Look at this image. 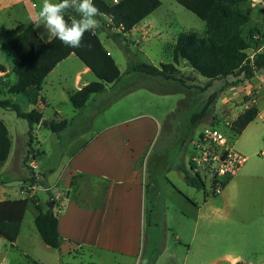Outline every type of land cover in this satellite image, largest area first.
Listing matches in <instances>:
<instances>
[{
	"label": "rangeland",
	"instance_id": "obj_1",
	"mask_svg": "<svg viewBox=\"0 0 264 264\" xmlns=\"http://www.w3.org/2000/svg\"><path fill=\"white\" fill-rule=\"evenodd\" d=\"M106 1L117 3L120 0ZM3 2L0 1L1 4ZM34 2L39 4L41 9L43 0H34ZM161 2L162 5L149 18V21L155 26V30L147 34L141 43L131 45L132 40L130 38L119 39L117 37L114 39L116 32L112 26L102 25L96 29L100 32L102 42L123 72V78L120 84L114 85L108 91L93 95L82 110H74L69 92L77 88L79 84L95 81L96 77L92 72L81 73L83 64L75 55H71L60 62L55 72L46 80L48 83L45 84L42 91V97L45 100L40 101L37 107L30 105L23 96H17L15 100L11 99L23 110L30 111L37 108L42 112V123L34 126L32 131H30L28 120L18 117L13 108L6 106L0 108V117L10 126L14 142L9 168L5 174L0 176L2 179L0 183L5 184L8 178L18 180L11 181L9 184L11 187L7 188L8 190L16 195H21L20 191H25V197L31 198L32 202L40 205L39 196L43 201L45 200L43 187L46 188L47 182L41 176H35L39 182L32 183L33 173L44 174L48 177L53 170L56 175L61 174L65 159L81 154L85 150V146L94 140L110 141L118 147V151L122 149L123 152L124 145L127 143L135 144L139 138L142 139L141 143L145 148V153L142 155V160L145 159L142 182L147 189L145 208L148 222L151 220L148 211L150 206L147 201L149 198L148 187H157L159 178L166 182L164 185L166 189L171 184L166 181L169 179L179 189L185 190L195 202L202 200L201 191L190 188L187 190L182 170L186 168L190 175H194L191 170L192 145L199 128L217 122L226 136H232L231 129L234 121L230 117L232 114V117H235L243 111L244 105L233 106L232 112H230L231 106L222 105L223 103L217 110L215 108L216 103L225 93L223 89L226 82L237 86L241 84V78L229 77L228 80L214 81L208 86V81L205 78L186 70L185 76L180 74L181 78L185 77L183 83L171 80V85H159L155 83L156 81L151 83L150 80L141 78L145 77L141 74L137 73L140 75L137 77L132 72H128L129 63L132 60L151 62L157 67L170 62L173 46L181 32L202 33L205 30L204 21L176 1L161 0ZM23 6L25 4H20L17 9L23 13L24 18L20 20L26 24L27 21L25 20H31L30 17L29 19L26 18V12L33 11L36 15V11L31 5L26 4V8ZM7 19L6 14L1 15L0 63L11 68L18 61V57L8 44V38L14 30L7 25ZM105 23L108 24L106 21ZM252 25L259 27V34L261 35L260 38L255 37L253 39L252 45L254 47L264 45V22L258 21ZM136 37L141 38L139 35ZM247 52L252 55L255 54V50ZM78 74L81 75V81L76 82L75 76ZM11 81L12 79L8 74L0 79L1 101L9 100L6 85L10 84ZM155 89L159 91L153 93ZM167 89L180 91L169 94L162 92V90ZM213 93H217L218 98L210 106L209 113L202 121L193 122L192 116L202 111ZM221 110L223 112H220ZM213 114L215 116H212ZM136 116L140 117L134 121H128L129 123H124V121ZM62 119L69 121L68 126L59 134L53 133L48 128V122L51 120L59 122ZM143 128H146L144 135L140 131ZM137 131L141 133H137ZM141 134L143 136H140ZM31 138L32 142H30ZM233 140L236 150L243 154L247 160L242 168L241 176L225 192L231 198V206L228 210L231 224L212 227L215 235L209 237L205 244L214 256L230 257L218 260L213 264H236L237 262L264 264L263 122L257 118L241 135ZM109 150L113 152L116 149L110 147ZM168 166H170V170L163 172ZM38 186L42 187L36 191ZM206 188L210 191L211 185L206 183ZM119 196L113 194L110 197L108 194V201L113 205L114 202H119ZM46 198L49 202L54 203L52 207L54 209L55 204L60 201L62 196L56 197L55 194L49 193ZM215 200L219 201L220 198ZM32 202H29L27 206L25 227L32 215L35 216L37 213ZM47 203H44V206L49 208ZM161 204L162 202L159 205ZM185 213L191 218V213L186 211ZM158 230H160L159 235L153 238L151 229L147 225L144 227L139 238L138 255L131 259L132 264H209L214 261V259L207 258L203 253H195V249L188 257L184 246H174L175 244L172 243L166 245L165 236L168 230L163 224ZM198 238L196 239L198 240ZM9 251L8 242H2L0 264L8 263ZM5 252L7 254L6 259H3ZM75 252L81 253L82 250L76 248ZM63 262L65 264H90V259L85 253L74 258L66 256Z\"/></svg>",
	"mask_w": 264,
	"mask_h": 264
},
{
	"label": "crops",
	"instance_id": "obj_2",
	"mask_svg": "<svg viewBox=\"0 0 264 264\" xmlns=\"http://www.w3.org/2000/svg\"><path fill=\"white\" fill-rule=\"evenodd\" d=\"M0 1H4L2 4L0 3V18L2 14H6L8 17L7 25L14 30L13 34L8 38V42L30 25L34 26L38 34L44 30L43 25L36 26L38 23H42V21L39 17L41 9L39 8V4H36L34 0ZM53 2H59V0H53ZM20 4H25L23 8H26V4L31 5L36 11V15L33 11L26 12V18L29 19L30 17L31 19L25 20L27 21L26 24L20 20L24 18L23 13L17 9V6ZM244 10L251 17L253 24L258 21L264 22V0H249L244 6ZM9 14H11V16H9ZM150 15L136 25L130 32L122 34V36L118 38H130L132 40L131 45L138 44V42L141 43L147 34L155 30V26L149 21ZM106 25L109 26V23ZM115 32L118 33L119 30L115 28ZM98 35L100 37V32H98ZM137 35L141 38L139 39L136 37ZM256 37L258 38L259 35ZM107 38H109V35H107ZM105 48L108 50L106 46ZM260 50L261 49H258L257 51ZM173 51L170 62H173ZM249 51H253V49ZM108 52L111 54L109 50ZM17 62L18 61H16V63ZM137 62L138 61L132 60L130 63ZM177 63V68L180 70L181 74L184 75L187 70V72H193L198 76V74L193 71L191 65L182 58H178ZM0 64L4 65L3 63ZM150 64L153 63L150 62ZM59 65L60 63L46 77V80L55 72ZM4 66L6 67V71H0V77L8 74L12 79L10 83H14L16 81V77L12 73V68L14 66L11 68L6 65ZM81 71L82 74L91 72L84 64L82 65ZM137 73L138 72H133L132 74L137 77H140L138 74H141L145 76L141 78L150 80L151 83L156 81L155 83L159 85L172 84L170 83L171 80ZM122 74L123 72L121 71L120 80L115 84L109 85L106 91L114 85L116 86L121 83L123 78ZM75 77L76 82L81 81L80 74ZM184 78L185 77L182 78L183 81ZM228 78L226 80H228ZM46 80L43 84V88L45 84L48 83V81L46 83ZM177 82L181 83V81ZM87 83L88 82L79 84L77 88L70 91L79 90L87 85ZM231 84L232 83L226 82V86L223 89L225 93L216 103L215 109L217 110V108L226 104V106H231L230 112H232L233 106L237 107L239 105H244V110L239 112L237 116L232 117L233 114L231 113L232 115L230 118L235 121L240 114L255 105L258 108L257 118L264 124V74H258L252 80L241 83L240 85L238 84L237 86ZM154 91L159 90L155 89L153 93ZM176 91L180 90H162L163 93L167 94ZM17 96L20 95L9 94V99L15 100ZM37 105L33 106L37 107ZM220 112L223 111L221 110ZM212 116H215V114ZM139 117L140 116L130 118L126 120L127 122L124 121V123H129ZM0 119L7 125L11 136L12 132L10 126L3 118L0 117ZM145 130L146 128L140 129L143 135ZM140 131H137V133ZM142 134L140 136H143ZM141 140L142 139L138 138L135 144L127 143L124 145L123 152L122 149L118 151V147L113 145L110 141L94 140L85 146L86 148L81 154L65 159V164L62 169L63 172L61 174L56 175V173L51 170V174L48 177H44L47 182L46 188L43 187L45 190V200L43 201L40 196H38L43 211L49 210V208L44 206V203L49 202L46 198L49 193L55 194L56 197L62 196L58 202L59 204H55L54 211L58 215L59 233L63 238V243L59 249L51 248L46 245L36 225H33L35 224L37 213H35V216L32 215L31 220L25 227V212L20 232L15 242L11 243L0 236V246L2 242H8L10 245V258L7 264H65L63 259L66 256L74 258L84 255L85 253L89 256L90 264H132L131 259L136 258L138 255L140 247L139 238L144 227L147 225L151 229L152 237L155 238L159 235L160 230L158 229L161 224L168 230L165 236V244L168 245L172 243L175 244L174 246H184L187 250L188 257L195 249V253L200 252L205 254L210 260L214 259V261L209 264H213L218 260L230 258L229 256H214L205 243L208 242L209 237L211 238L215 235L212 227L221 224H231L230 214H228V210L231 206V198L225 192H227L231 184L241 176L242 170L237 176L228 181L220 195H213L211 191L207 190L206 186L205 189L199 190L188 185L184 178V173H182L186 168H183L181 173L187 190L197 189L202 192V200L199 202L192 200L185 190L179 189L178 186L169 179H166V181L168 184H171H169L170 187L166 189L164 186L166 182L159 178L157 180V187H148L149 198L147 201L150 206L148 211L149 218L152 220L148 222L145 208L147 189L146 185L142 182L143 169L145 170V159L143 158L142 160V155L145 153V148ZM13 145L14 142L12 139L10 155L6 163L0 168V176L5 174L9 168L8 166L13 155ZM110 147L116 150L111 152L109 150ZM94 148L96 149L94 150ZM169 170L170 166L166 167L163 172H168ZM35 176L42 177L43 175H37L35 173ZM15 180L17 179L8 178L5 184H0V201L25 198V191H20L21 195H16L7 189L11 187L9 185L11 181ZM39 187L42 186L36 187V191H38ZM108 194L110 197H112L113 194L116 196L120 195L119 202H114L113 205H111L108 201ZM216 198H220V200L217 201L215 200ZM161 202L162 204L159 205ZM185 211L191 213V218L188 217ZM196 238H198V240ZM76 248L82 250V252H75ZM3 255V259H6V252Z\"/></svg>",
	"mask_w": 264,
	"mask_h": 264
},
{
	"label": "trees",
	"instance_id": "obj_3",
	"mask_svg": "<svg viewBox=\"0 0 264 264\" xmlns=\"http://www.w3.org/2000/svg\"><path fill=\"white\" fill-rule=\"evenodd\" d=\"M174 1L204 21V32H181L177 36L173 49V62L163 63L160 67L145 62L130 63L128 72H138L150 77L183 83L181 72L177 68L178 58H182L191 65L194 72L208 81V86L213 81L224 80L228 77L241 78L240 82L244 83L258 74H264V45L255 47L252 45L253 39L257 35H259L258 38L261 36L259 27L252 25L251 17L243 10L249 0ZM93 2L102 13L114 17V20L109 23V27L112 26L119 30L114 39L130 32L162 5L161 0H120L117 3L93 0ZM64 15L69 23L73 18H80L72 10H67ZM99 19L105 26V21L102 18ZM8 44L18 57V62L12 68L16 81L6 85L8 93L23 96L31 105H37L45 100L42 97V90L46 77L60 62L72 54L81 60L96 77L95 81L81 89L69 92L70 101L76 111L82 110L93 95L105 92L109 85L115 84L121 77L116 61L105 48L97 30L84 34L81 47L71 48L55 38L49 44L43 43L34 26L30 25L10 39ZM250 49L255 50L253 59L247 53ZM258 49L261 50L257 51ZM0 71H6V67L2 64H0ZM217 95L213 93L202 111L192 116L193 122H200L204 119L209 113L210 106L218 98ZM5 106L13 108L18 117L28 120L30 131L34 129V126L42 123L43 114L37 108L30 111L23 110L10 99L0 100V107ZM257 116L258 108L255 105L240 114L233 122L231 138L235 139L241 135ZM68 124L67 119H62L59 122L51 120L47 125L53 133L58 134L66 129ZM11 148L12 138L9 129L0 119V168L8 160ZM183 173L188 185L199 190L205 189V182L198 174L190 175L187 169H184ZM44 177L43 174L42 178ZM31 178L32 183L39 182L35 179V173ZM29 202H32L29 197L0 201V236L11 243L15 242L18 237ZM32 203L37 211L35 225L42 240L49 247L59 249L63 238L59 233L57 213L54 209L43 211L38 203ZM236 264L247 263L237 262Z\"/></svg>",
	"mask_w": 264,
	"mask_h": 264
},
{
	"label": "built area",
	"instance_id": "obj_4",
	"mask_svg": "<svg viewBox=\"0 0 264 264\" xmlns=\"http://www.w3.org/2000/svg\"><path fill=\"white\" fill-rule=\"evenodd\" d=\"M247 53L253 59L254 55ZM221 128L217 122L199 128L192 145L191 170L201 177L205 186L211 185L213 195L222 193L226 182L239 174L247 160Z\"/></svg>",
	"mask_w": 264,
	"mask_h": 264
},
{
	"label": "clouds",
	"instance_id": "obj_5",
	"mask_svg": "<svg viewBox=\"0 0 264 264\" xmlns=\"http://www.w3.org/2000/svg\"><path fill=\"white\" fill-rule=\"evenodd\" d=\"M67 10L79 14L80 18H73L69 23L64 15ZM39 17L42 23L36 26L44 27L39 34L43 43L49 44L55 38L71 48L81 47L85 33L94 32L102 27L99 18L108 23L114 20L113 16L102 13L93 0H59L55 3L53 0H43Z\"/></svg>",
	"mask_w": 264,
	"mask_h": 264
},
{
	"label": "water",
	"instance_id": "obj_6",
	"mask_svg": "<svg viewBox=\"0 0 264 264\" xmlns=\"http://www.w3.org/2000/svg\"><path fill=\"white\" fill-rule=\"evenodd\" d=\"M47 204H48L49 209H52L54 203L53 202H48Z\"/></svg>",
	"mask_w": 264,
	"mask_h": 264
}]
</instances>
